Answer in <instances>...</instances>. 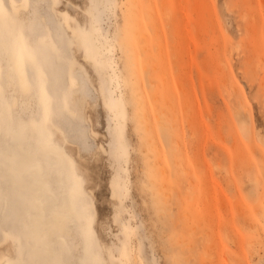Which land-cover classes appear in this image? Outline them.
<instances>
[{
	"label": "rangeland",
	"instance_id": "obj_1",
	"mask_svg": "<svg viewBox=\"0 0 264 264\" xmlns=\"http://www.w3.org/2000/svg\"><path fill=\"white\" fill-rule=\"evenodd\" d=\"M135 1L0 0L12 55L0 53V147L21 155L40 138L67 157L80 220L61 240L83 264H264V0ZM137 5L157 25L152 76L164 85L163 120L184 129L180 171L166 155L167 197L145 131L154 91L143 84L147 18L139 22ZM19 60L23 77L12 68ZM235 147L242 152L230 156ZM11 192L0 185V214ZM9 223L0 264H25Z\"/></svg>",
	"mask_w": 264,
	"mask_h": 264
},
{
	"label": "bare ground",
	"instance_id": "obj_2",
	"mask_svg": "<svg viewBox=\"0 0 264 264\" xmlns=\"http://www.w3.org/2000/svg\"><path fill=\"white\" fill-rule=\"evenodd\" d=\"M146 1L150 6L155 0ZM135 3L142 4V1L138 2V0H136ZM135 13L138 15L140 23H143L145 15L147 18V24H142L140 30V42L142 44L141 49L145 53L143 74V77L145 78L143 79V84L150 92L154 91V96H152L151 99L146 103V116L148 121L145 125V131L151 139L152 137L154 138V142L156 143L155 147H152V145H150V147H152V149L155 148V156L157 158L156 162H159L158 168L160 169V174L162 175L163 179V191L167 197V194L169 195L170 193L168 191H170L169 186L171 184V179L165 159L166 155L169 153L171 155L173 165L175 164L178 167L177 170L180 171L178 165L179 161L177 160L179 155V140L183 138L184 129L183 126L177 121L174 122V124L180 128L179 132L174 131L170 125H168L166 120L171 118L167 114L166 108L164 107V100L166 96L164 94V85L162 86V84H159L158 86L157 82V84H155L154 82L157 76L155 74L152 76L153 70H155V66L153 65L155 60L152 46L154 45V32H156L157 26L154 17L150 11H145L143 14L142 8L139 5H137ZM151 23H153L155 26L154 29L149 26ZM151 33L153 38L150 35ZM207 33L209 32L207 31ZM176 41L178 42V40ZM10 47V41L5 39L2 35V32H0V53L7 54L9 58H11L12 55L10 52ZM159 53L161 54V52ZM28 62L32 63V66L34 65L32 59H29ZM171 62L173 63L172 60ZM18 65L19 67L16 68L13 65L12 68L16 69L18 75L23 77L20 60ZM9 75L11 76L12 73ZM163 84H165L164 81ZM3 99L4 96L0 93L1 113L3 112L1 107V101ZM178 101L180 102V99ZM207 113L208 112L206 111V114ZM235 113L237 116L241 114L240 112ZM173 115L171 113L172 117ZM164 118L166 120H163ZM175 118H178L177 115ZM187 126L188 129L191 130V135L193 136L195 132L194 128L191 125ZM257 136L259 137V134H257ZM11 137V146H22L20 137L14 136L13 134H11ZM263 138L264 137H261L262 140ZM262 140L259 138V142ZM261 144L264 145V142H261ZM213 147L218 148L217 146ZM8 148V146L5 148L0 147V185L2 188L7 186L11 187L12 192L9 194V197L6 195L2 196L3 213L0 214V230L3 229L2 226L7 222V220H10L9 225L11 229L20 233L24 241L22 256L26 258L25 264H83V261H81L79 257H74L65 243L61 240V235H63L72 224L74 227H78L80 220V218L70 207L72 200L70 197L71 192L69 191V182L72 180V178L70 163L68 162L67 157L57 149L48 147L46 141L40 138L34 141L32 144V149L28 147L26 150H24L25 154L23 153L20 155L16 151L6 152ZM202 148L204 147L202 146ZM220 148L222 147L220 146ZM227 151L230 156L231 153L238 156L242 152L237 147H235L233 150L227 149ZM31 165L32 170H29V166ZM30 175H32V179H34L32 181V185L25 183L23 179V177H28ZM53 187H55V193L49 191ZM22 195L26 196L27 198H31V205H27L25 203ZM25 207L29 210V213L25 218L19 217L20 210ZM51 220L59 222V231L55 230Z\"/></svg>",
	"mask_w": 264,
	"mask_h": 264
}]
</instances>
